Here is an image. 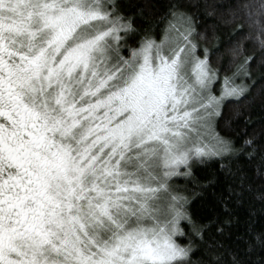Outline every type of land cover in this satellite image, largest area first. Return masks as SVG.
Returning <instances> with one entry per match:
<instances>
[{
    "label": "snow or ice",
    "instance_id": "6c2138e0",
    "mask_svg": "<svg viewBox=\"0 0 264 264\" xmlns=\"http://www.w3.org/2000/svg\"><path fill=\"white\" fill-rule=\"evenodd\" d=\"M201 6L240 21L227 41L200 30ZM141 20L144 5L118 0H0V264H250L216 239H230L247 181L216 129L225 99L257 83L244 41L264 54V0H169ZM208 34L229 64L213 65ZM244 146L264 171V148ZM209 162L232 183L173 186Z\"/></svg>",
    "mask_w": 264,
    "mask_h": 264
},
{
    "label": "trees",
    "instance_id": "16d2710c",
    "mask_svg": "<svg viewBox=\"0 0 264 264\" xmlns=\"http://www.w3.org/2000/svg\"><path fill=\"white\" fill-rule=\"evenodd\" d=\"M120 5L128 14L138 12V6L144 5V20L155 21L158 19L169 0H118ZM185 5L194 6L197 3L203 5V0H182ZM223 3L224 0H219ZM197 13L200 29H214V36L219 40L227 41L229 34L233 33L239 20L234 23H225L219 19V16L210 17L206 15V10L192 7L190 9ZM141 20L140 23H143ZM258 33H253V36ZM208 34L207 44L210 49L220 46V51L212 57L214 66L227 65L231 62V53L226 43L220 45L219 40ZM242 39V37H241ZM246 55L255 56L256 61L252 65L253 77L257 81L254 87H251L246 98L239 101L226 99L222 109L221 117L217 121V131L226 135L235 141V146L241 151L234 156L228 163L233 170H239L240 175L247 177L245 182L246 190L243 191L239 202L235 206L234 214L230 217L231 230L226 235L230 239L216 237L222 243L238 247L242 252L247 253L246 259L250 264H264V246L256 244V247L249 250V242L255 241V238L264 233V171H259V155L255 159H250L248 153L251 148L244 146V140L255 138L257 144L264 148V69L260 64L264 62L259 44L255 40H245ZM225 75H231L230 72H222L220 80L214 85V92L218 93V86ZM251 84V81H249ZM215 176L219 185L218 188L227 187L232 183V176L227 171H222L218 164L209 162L203 166L197 165L193 169L192 177H174L172 184L180 189H190L196 183H206L209 177ZM198 190V189H197ZM239 191V189H238ZM201 201L193 203V208L199 210ZM193 259H196L194 256Z\"/></svg>",
    "mask_w": 264,
    "mask_h": 264
},
{
    "label": "rangeland",
    "instance_id": "374dc122",
    "mask_svg": "<svg viewBox=\"0 0 264 264\" xmlns=\"http://www.w3.org/2000/svg\"><path fill=\"white\" fill-rule=\"evenodd\" d=\"M240 81L237 80V83H239ZM225 87V84H224V79H221L220 81V85L218 86V93H215L216 95H219L221 93V91L223 90V88ZM227 99V98H226ZM225 99V100H226Z\"/></svg>",
    "mask_w": 264,
    "mask_h": 264
}]
</instances>
